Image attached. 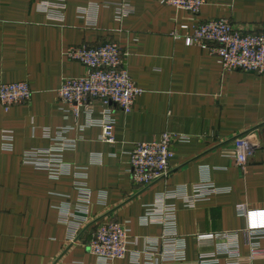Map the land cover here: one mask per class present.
I'll list each match as a JSON object with an SVG mask.
<instances>
[{"label": "crops", "instance_id": "0c3cea01", "mask_svg": "<svg viewBox=\"0 0 264 264\" xmlns=\"http://www.w3.org/2000/svg\"><path fill=\"white\" fill-rule=\"evenodd\" d=\"M221 18L264 32V0H206L196 17L160 0H0V86L26 82L32 91L28 104H0V264H100L87 248L98 220L129 232L125 259L111 264H264L247 261V221L236 210L264 211V74L223 73L207 51L172 36ZM107 42L122 49L142 95L128 114L91 100L77 118L66 115L57 90L86 69L64 53ZM110 108L115 144L100 139ZM61 133L71 149L58 179L23 163ZM164 133L182 139L170 170L140 188L129 153ZM241 135L257 146L245 172L225 154ZM252 243L264 250V234Z\"/></svg>", "mask_w": 264, "mask_h": 264}, {"label": "built area", "instance_id": "2783aa9c", "mask_svg": "<svg viewBox=\"0 0 264 264\" xmlns=\"http://www.w3.org/2000/svg\"><path fill=\"white\" fill-rule=\"evenodd\" d=\"M162 4L178 10H184L196 17L206 0H160ZM186 29V28H183ZM174 39H182L187 47L205 50L217 60L223 73L242 71L246 73L264 74V32L243 31L236 28L228 19H211L194 25L189 33L181 36L173 32ZM69 61H76L86 69L84 76L79 78H63L57 96L64 104L66 115L77 118L82 108L91 100L102 102L105 106H113L120 112H131L136 100L143 90L130 78L124 64L122 49L113 42L97 47H70L64 53ZM32 91L26 82L6 83L0 86V104L6 111L12 106L28 104ZM113 109H107L99 126L101 141L115 144ZM49 138L48 131L45 132ZM52 140V139H51ZM58 140V141H57ZM56 147L34 149L23 156V163L46 171L52 179L63 174L62 152L71 149L62 133ZM167 133L159 140L137 143L129 153V172L132 182L145 188L166 176L173 158L172 145L181 141ZM12 136H3L2 150H12ZM232 152H225L234 158L236 166L245 172L250 156L256 145L249 137L236 139L232 144ZM211 192L217 189L206 185ZM239 216L247 221L243 232L247 244L251 247L248 262L264 259V250L252 243V240L264 234V211H251L241 205L236 208ZM148 211L142 220L149 222ZM95 232L87 243V248L100 264H111L116 260L125 259L128 253V230L124 224L113 221H99ZM238 232L224 233L223 238L229 240L237 237ZM204 261V260H203ZM244 261V260H242Z\"/></svg>", "mask_w": 264, "mask_h": 264}, {"label": "water", "instance_id": "95a60500", "mask_svg": "<svg viewBox=\"0 0 264 264\" xmlns=\"http://www.w3.org/2000/svg\"><path fill=\"white\" fill-rule=\"evenodd\" d=\"M244 137V135H241V136H238L237 138H234V139H232V140H230L229 142H227V144L228 143H231L232 141H235L236 139H240V138H243ZM226 145V144H225ZM100 220H98V221H96L95 223H97V222H99Z\"/></svg>", "mask_w": 264, "mask_h": 264}]
</instances>
